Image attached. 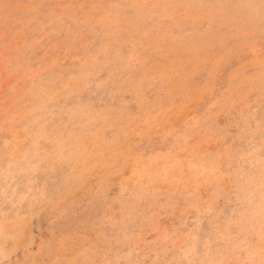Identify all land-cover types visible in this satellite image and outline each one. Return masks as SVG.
<instances>
[{
    "label": "rangeland",
    "instance_id": "374dc122",
    "mask_svg": "<svg viewBox=\"0 0 264 264\" xmlns=\"http://www.w3.org/2000/svg\"><path fill=\"white\" fill-rule=\"evenodd\" d=\"M0 264H264V0H0Z\"/></svg>",
    "mask_w": 264,
    "mask_h": 264
}]
</instances>
